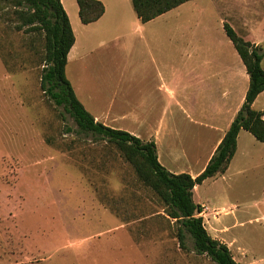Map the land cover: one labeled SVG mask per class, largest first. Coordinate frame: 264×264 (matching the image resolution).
Here are the masks:
<instances>
[{
	"label": "rangeland",
	"instance_id": "1",
	"mask_svg": "<svg viewBox=\"0 0 264 264\" xmlns=\"http://www.w3.org/2000/svg\"><path fill=\"white\" fill-rule=\"evenodd\" d=\"M62 5L75 19L76 0ZM224 23L264 54V0H192L156 19L158 30L148 32L155 48L167 36L178 51L176 95L185 113H191L188 66L211 76L219 73L217 64L199 58L221 55L226 66L241 64ZM139 46L143 55L156 54ZM108 47L99 51L100 61L84 54L82 72L74 63L67 68L89 113L91 96L103 108L117 89V62ZM43 57V36L0 20V264H213L195 253L188 234L186 250L179 248L160 199L114 146L81 133L64 108L48 100L40 89ZM196 103L201 116V94ZM178 121L186 132L187 122ZM245 143L250 154L239 155L226 178L204 181L193 201L210 236L218 217L216 227L238 264H264V145L251 136ZM220 206L223 213L214 212Z\"/></svg>",
	"mask_w": 264,
	"mask_h": 264
},
{
	"label": "crops",
	"instance_id": "2",
	"mask_svg": "<svg viewBox=\"0 0 264 264\" xmlns=\"http://www.w3.org/2000/svg\"><path fill=\"white\" fill-rule=\"evenodd\" d=\"M98 1L104 5V13L96 22L83 25L78 15H75V19L67 15L75 42L67 55L65 74L71 63L75 64L78 72H82L84 54L97 55L100 61L103 56L98 55L101 54L99 51H105L102 49L108 45L113 47L112 56L117 62L116 85L122 91V99L116 87L115 92L108 95L103 108L96 106V98L91 96L90 114L96 122L104 126L126 131L142 142L153 141L159 163L170 173H186L192 178L197 177L205 169L244 102L249 85L244 65L240 62L241 64L226 66L225 56L216 55L212 57L213 60L210 57L199 59L217 64L215 69L218 74L205 76L200 74L199 68L188 66L187 80L191 88V98L187 103V112L191 113H185L186 109L176 95L179 89L178 51L173 49L172 40L167 36L164 44L155 48L148 33L158 30L154 22L164 14L142 23L136 17L130 0ZM141 44L153 48L156 54H141ZM110 47L106 49L107 52ZM148 62L150 65H147ZM148 67L152 71H147ZM73 90L77 96L74 88ZM200 94L203 100L201 116L196 113L200 109L196 103ZM263 95L264 92L258 95L252 104L255 111H264V104L259 102ZM195 115L197 116L194 117ZM180 117L187 122L186 132L180 130ZM248 135L251 136L245 131L238 134L236 153L228 169L223 175L208 180L226 178L233 170L237 157L240 155V158H245L250 154L245 143L249 139ZM199 186L194 188L193 195ZM235 206L230 207L233 209ZM223 210L225 209L222 206L214 208V212L219 211L217 213H223ZM213 219L211 228L214 235L211 237L226 244L220 235L221 230L216 227L215 221H218V217L214 215Z\"/></svg>",
	"mask_w": 264,
	"mask_h": 264
},
{
	"label": "trees",
	"instance_id": "3",
	"mask_svg": "<svg viewBox=\"0 0 264 264\" xmlns=\"http://www.w3.org/2000/svg\"><path fill=\"white\" fill-rule=\"evenodd\" d=\"M192 0H130L136 17L147 23ZM78 17L83 25L96 22L104 13L98 0H76ZM13 25L23 34L43 36L44 57L40 73V89L56 107H63L83 134L114 146L130 164L139 180L152 191L164 206V215L176 225L178 246L186 250V235L193 242L197 255L207 257L213 264H238L226 244L213 239L207 232L201 206L193 201V190L208 179L223 175L236 153L237 137L241 131L264 143V111H255L252 104L264 92V54L259 45L237 34L223 24L226 37L233 45L249 78L244 102L226 131L205 169L195 178L189 174H172L158 161L153 141L142 142L122 130L96 122L77 99L66 78L67 55L75 38L61 0H0V20Z\"/></svg>",
	"mask_w": 264,
	"mask_h": 264
}]
</instances>
